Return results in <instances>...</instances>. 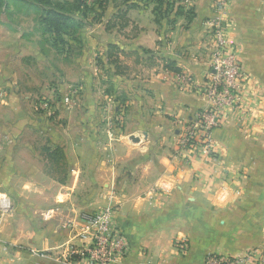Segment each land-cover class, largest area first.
Instances as JSON below:
<instances>
[{
    "label": "crops",
    "instance_id": "0c3cea01",
    "mask_svg": "<svg viewBox=\"0 0 264 264\" xmlns=\"http://www.w3.org/2000/svg\"><path fill=\"white\" fill-rule=\"evenodd\" d=\"M141 1L131 7L134 0L118 6L120 0H108L113 7L107 9L105 22L90 31L95 40L89 42L90 54L99 44L119 45L122 51L126 69L116 81L129 100L127 135L136 134L133 137L140 142L133 145L124 137L119 141V160L127 169L117 188L119 196L114 197L119 203L114 221L126 235L129 250L116 264H205L208 254H237L261 246L264 122L245 129L236 115H230L212 132L215 160L198 149L176 151L183 124L209 105L196 87L208 71L216 0H197L191 6L181 0L184 12L191 8L193 15H177L174 7L165 13L168 19L157 17L151 1ZM225 19L231 41L241 50L244 70L258 85L255 111L264 119V0H231ZM11 31L0 28V192H8L12 199L10 213H0V264H65L69 243H78L67 226L90 215L87 209L96 207L90 204L95 197L81 200L75 208L58 202V197L50 199V192L64 198L66 188L50 183L41 164L44 142L30 135L41 125L30 102L38 94L33 80L19 73L31 43L14 30L12 37ZM150 54L153 65L146 67ZM131 56L137 69L130 66ZM34 57L41 59V53L35 51ZM169 61L192 76L195 83L189 89L173 82L174 74L165 68ZM7 68L9 77L2 78ZM23 69L27 71L26 66ZM84 79L92 85L87 93L89 112L98 114V102L92 105L102 96L98 78ZM80 122L85 118L74 121ZM53 142L68 152L70 160L71 153L81 151L77 166L85 163L89 168H74L76 176L109 180L103 184L106 189L97 186L92 194L104 196L110 190L111 174L105 171L110 173V159L104 161L95 137ZM151 161L156 167L148 165Z\"/></svg>",
    "mask_w": 264,
    "mask_h": 264
},
{
    "label": "rangeland",
    "instance_id": "374dc122",
    "mask_svg": "<svg viewBox=\"0 0 264 264\" xmlns=\"http://www.w3.org/2000/svg\"><path fill=\"white\" fill-rule=\"evenodd\" d=\"M123 1L120 0L116 3L117 6L122 5ZM141 2L146 3L147 1L142 0ZM169 2L171 4L170 9H174V7L177 10L180 7L184 8L181 0H169ZM150 3L155 4L152 0ZM86 4L83 6L78 5L75 0H0V28H11L12 37L14 30L15 35L18 36L19 34V38L22 36L26 42L31 43V48H29L31 53L23 57L24 65H21L19 73V76H22L23 79L26 74L33 80V89L38 94L30 102L34 113L41 116V120H37V123L41 125L37 129H33L30 135L37 139L40 138L39 140L44 142L41 145L43 148L41 164L50 174V183L66 188L63 193L64 198L61 196L62 194L59 197L54 192H50L49 197L51 200H57L56 197H58V202L63 201L68 207L73 206V208L76 204H80L81 200L87 197H95L90 204L96 207L87 209L90 213L88 216H91L107 207H111L114 212L116 211L119 203L114 200V197L119 196L117 188L123 176L126 175L125 170L127 169L122 167L121 160H119L122 149L119 146V141L124 137V141L133 145L140 142L132 139L135 138L133 136L136 134L127 135V132L130 131L127 129L126 121L129 100L122 85L116 81V78L123 74L126 69L122 59H120L122 51H112V56L109 58L106 47L99 44L96 47L94 46L90 54L89 42L95 41L90 38L92 36L90 33L91 28L94 24L105 22L107 9L113 7V5L107 2L105 8L103 7L102 11H99V13L102 12L103 19H97V17L94 19L96 13H98V2L86 0ZM49 10L61 14L63 17H49L47 15ZM188 11L189 9L186 12L183 10L184 13ZM165 16L167 19L169 18L167 14ZM120 19L122 20V18ZM98 28H102V26ZM209 33L210 56L214 45L213 28H210ZM6 38L9 39V32L6 33ZM37 50L41 53V59L34 57ZM150 56L152 54L147 57L146 67L153 65ZM123 60L125 61V59ZM23 66L27 67L26 72ZM130 66L136 69L139 67L133 56H131ZM168 71L173 74L184 73L185 83L178 81L173 75V82L180 88L189 89V77L191 79L190 84L195 83L189 72L181 70V68L178 72H172L169 69ZM9 73V68H7L2 78H5V76L8 78ZM95 75L98 78L97 87L102 90V96H99L97 100L95 98L92 100V105L98 102L99 113L91 114L89 112L91 109L88 107L89 94L87 95V93L92 85H90L89 80L87 81L84 78ZM79 76H82V79H79ZM206 76L207 74L201 86L206 82ZM93 88H95V85ZM198 88L196 87L197 91H199ZM83 118H85V122L74 123V121H81ZM191 120L185 122L180 129L176 150L178 153L189 151V148L180 145V141L185 136L186 127H189ZM80 135L95 137L99 143L97 149L103 156L104 161L107 158L110 159L109 163L111 164L107 163L110 173L107 170L105 171L111 174L112 187H107V189L111 190L112 188V191L109 190L104 196L92 194L90 191L97 186L100 189H106L103 184L109 182V180L101 178L96 179L97 182H95L93 177L76 176L73 172L74 168H89V165L85 163H80L77 166L76 159L82 157L80 155L81 151L71 153L73 161L70 160L71 156L67 151H64L60 145L53 142V140L57 141L62 137H78ZM84 151L86 152V150ZM184 160L187 161L189 158L186 157ZM154 164L152 161L148 162L150 166H154ZM184 164L188 165L186 162ZM134 168L138 169L140 167L134 164ZM89 184L92 187H89ZM4 200L10 204L5 210L1 208V203ZM11 201L8 192H0V213H10ZM67 227L70 230L69 225ZM71 233L73 237V231Z\"/></svg>",
    "mask_w": 264,
    "mask_h": 264
},
{
    "label": "built area",
    "instance_id": "2783aa9c",
    "mask_svg": "<svg viewBox=\"0 0 264 264\" xmlns=\"http://www.w3.org/2000/svg\"><path fill=\"white\" fill-rule=\"evenodd\" d=\"M197 0H183L193 5ZM231 0H216L213 10L217 13L213 28V50L210 53L206 82L198 90L209 101V106L195 115L186 127L180 145L198 149L208 160L216 159V144L212 130L219 128L229 115L235 114L245 129L251 124L264 122L255 111L258 85L250 81L241 61V50L230 39L228 21L225 19ZM185 83L184 73L174 74ZM189 77V85H190ZM237 194L239 191L236 192ZM10 206L4 200L1 208ZM114 210L107 207L91 216L69 224L77 244H69L64 257L65 264H116L126 257L129 242L116 225ZM205 264H264V243L232 254H208Z\"/></svg>",
    "mask_w": 264,
    "mask_h": 264
},
{
    "label": "trees",
    "instance_id": "16d2710c",
    "mask_svg": "<svg viewBox=\"0 0 264 264\" xmlns=\"http://www.w3.org/2000/svg\"><path fill=\"white\" fill-rule=\"evenodd\" d=\"M78 5H87L86 4V0H75ZM94 1H97L98 2V5H97V11L98 13H96V16L94 17V19H100L102 18V12L99 13V11H102V8L104 7L105 8V5L106 3L108 2V0H94ZM129 1V0H128ZM137 1H141V0H134V3L131 4V7L133 6H136V2ZM145 1H151V0H145ZM154 1L155 3V7H154V10H155V13L157 14V17H163L165 16V13H167L169 10H170V2L169 0H152ZM165 7V9H164ZM183 9L180 7L176 14H183ZM188 16H192L193 15V12H192V9L190 8V10L187 12ZM47 15L49 17H63L61 14H58L56 12H54L53 10H49L47 11ZM114 50H120V47L119 45H109L108 47H106V51H107V56L110 58L112 56V51ZM167 69H169L170 71L172 72H178L180 71V68L177 67L176 63L173 62V61H169L167 66H165Z\"/></svg>",
    "mask_w": 264,
    "mask_h": 264
},
{
    "label": "water",
    "instance_id": "95a60500",
    "mask_svg": "<svg viewBox=\"0 0 264 264\" xmlns=\"http://www.w3.org/2000/svg\"><path fill=\"white\" fill-rule=\"evenodd\" d=\"M134 141H139V139H137V138H132Z\"/></svg>",
    "mask_w": 264,
    "mask_h": 264
}]
</instances>
